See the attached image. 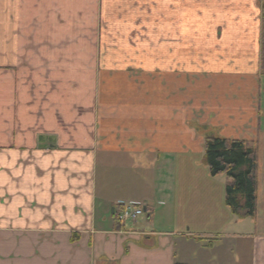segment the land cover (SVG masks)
<instances>
[{
	"label": "crops",
	"instance_id": "0c3cea01",
	"mask_svg": "<svg viewBox=\"0 0 264 264\" xmlns=\"http://www.w3.org/2000/svg\"><path fill=\"white\" fill-rule=\"evenodd\" d=\"M64 1L0 0V264H208L185 247L233 239L240 219L203 144L257 152L260 0H167L166 48L149 60L31 63V27ZM122 204L148 218L118 227ZM250 247L264 264V235Z\"/></svg>",
	"mask_w": 264,
	"mask_h": 264
},
{
	"label": "rangeland",
	"instance_id": "374dc122",
	"mask_svg": "<svg viewBox=\"0 0 264 264\" xmlns=\"http://www.w3.org/2000/svg\"><path fill=\"white\" fill-rule=\"evenodd\" d=\"M74 4L75 7H70ZM166 7L167 0H73V3L64 1L63 6L59 8L48 7L42 11V17L39 18L42 21V18L47 16L48 22L44 24L36 19L37 27H31L32 50L41 49L43 54L34 52L35 55L30 61L38 65L40 59L46 60L47 63L57 60V64L63 66L89 64L97 66L98 69L102 65H111L115 59H136L133 56L137 54V49L142 59L149 60L150 49L166 48ZM143 50H148V53ZM71 54L78 56L70 57ZM260 97L262 116L257 160L262 169L264 82ZM260 179L258 187L256 182L254 217L240 219L237 231L229 232L233 234V239L228 241L224 231L220 234L208 233L200 236L202 240L197 247L199 252L194 253L191 245L184 249L189 259L208 264H250L252 239L264 235V176ZM140 218L144 219L145 216L139 217L136 222Z\"/></svg>",
	"mask_w": 264,
	"mask_h": 264
},
{
	"label": "trees",
	"instance_id": "16d2710c",
	"mask_svg": "<svg viewBox=\"0 0 264 264\" xmlns=\"http://www.w3.org/2000/svg\"><path fill=\"white\" fill-rule=\"evenodd\" d=\"M259 75L264 77V0H260ZM203 162L211 177L223 175L224 205L238 219L253 218L256 205V145L243 140L207 137Z\"/></svg>",
	"mask_w": 264,
	"mask_h": 264
},
{
	"label": "built area",
	"instance_id": "2783aa9c",
	"mask_svg": "<svg viewBox=\"0 0 264 264\" xmlns=\"http://www.w3.org/2000/svg\"><path fill=\"white\" fill-rule=\"evenodd\" d=\"M141 215H142V211L140 208L125 205L119 211V214L117 216V221L119 224H123L125 222H132Z\"/></svg>",
	"mask_w": 264,
	"mask_h": 264
}]
</instances>
